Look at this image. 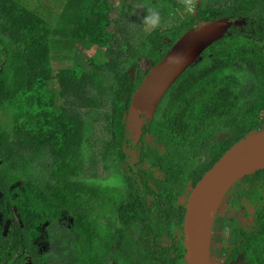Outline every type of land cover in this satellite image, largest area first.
<instances>
[{
  "label": "trees",
  "instance_id": "16d2710c",
  "mask_svg": "<svg viewBox=\"0 0 264 264\" xmlns=\"http://www.w3.org/2000/svg\"><path fill=\"white\" fill-rule=\"evenodd\" d=\"M157 1L155 5L148 1L147 6L154 12L158 10L163 18L154 17L160 25L144 38L137 36L138 30L132 26L137 23L144 28L147 21H141L150 16L124 14L131 16L132 21H121L117 26L111 17L115 8L110 0H0V113L6 107L16 119L13 125L0 123V149H11L20 157L24 152L22 167L30 174L31 168L39 165L41 176L35 178L22 205H32L34 210L43 206L52 220L64 213L69 215L73 222L71 250L78 264H107L108 252L114 253L117 264H135L128 262L131 252L123 253L124 250L110 246L126 247L123 240L139 231V243L144 244L149 236L167 227L174 216L183 221L186 207L180 213L162 207L172 201L174 187L188 181L196 186L231 147L264 126L263 2V13L257 14L259 0H201L195 14L184 13L190 7L187 2L173 0L163 6L161 0ZM54 2L58 10L51 6ZM226 17L235 21L247 18L248 25L235 27L205 51L202 60L170 89L156 119L150 123L156 147L159 149L162 143L167 152L160 156L157 148L145 149L139 159L143 164L151 158L152 167H159L167 180H155V188L161 192L157 200L149 203L141 191L152 188L151 173L143 183H134L122 165L127 157L122 147L131 143L125 136L129 125L123 119L144 78L134 83L129 70L140 68L142 60L148 59L153 64L148 72L135 74L147 75L186 32L200 23ZM114 26L122 34L119 38L111 30ZM128 26L135 31H129ZM92 49L97 53L82 60L81 55ZM103 55L109 59L107 63L99 59ZM60 60L67 62L66 66L56 69L54 63ZM74 66L90 71L89 77L79 76ZM109 76H113L111 84ZM98 77L106 83L104 88L95 85ZM101 90H105L109 100L110 112L100 116L104 126L110 127V137L103 144V160H96L87 137L90 130L93 132V125L87 124L85 118L89 101H98L97 92ZM219 135L223 137L219 139ZM143 143L146 145L145 139ZM91 154L95 166L101 162L110 171L108 176L113 172L121 174L122 188L103 185L104 172L88 166ZM202 155L212 158H206L204 169L197 176L191 166L194 158L199 162ZM108 160L113 161L109 168ZM94 171L96 175L91 177ZM242 181L248 186L238 196L251 197L255 203L264 194V170L245 177L234 187ZM123 188L130 197H123ZM119 202L126 205L117 212ZM60 234L57 238L52 234L51 239L64 242ZM246 236L249 253L264 251V211L258 229ZM120 239L122 243L117 242ZM31 240H27L28 248ZM233 252L238 254L239 250ZM184 257L181 253L180 259Z\"/></svg>",
  "mask_w": 264,
  "mask_h": 264
},
{
  "label": "flooded vegetation",
  "instance_id": "af4514ba",
  "mask_svg": "<svg viewBox=\"0 0 264 264\" xmlns=\"http://www.w3.org/2000/svg\"><path fill=\"white\" fill-rule=\"evenodd\" d=\"M177 1H182L183 3L187 2L188 5L191 3V5H189L191 7L193 5L192 2L196 0ZM200 1L201 0H199V2H194V9L196 6L198 7ZM112 2H114V0H110V4L114 6V3ZM166 5L167 4L163 6ZM147 10L148 9L146 8L145 11ZM188 10H186V12H189ZM152 11L154 12V8ZM196 12L197 10L195 9V14ZM229 19L232 20L231 17H229ZM241 19H245L246 22L241 27L247 26V18H240L238 20ZM234 28L235 27H232L225 37L229 35L231 30ZM152 65V62L148 59L142 60L140 68L137 69V71L139 70L137 73H140V71L148 72ZM132 71L133 69L129 72L134 83L139 82L142 77L144 78L141 82L145 79L146 75H134V71ZM160 106L152 121L148 118L140 116V119L143 120L141 137H137L130 131L126 130L125 136L131 140V143L130 146H123L127 143V140H125L122 145V149L127 155L124 163L122 162L123 169L127 172V174L133 176L134 183L137 182L141 184L146 181L148 172H150L153 176V181H151L152 188H144L145 190L141 191V194L147 197V201L149 203H152L155 199L157 200V195L161 192L160 189L155 188V180H167L165 173L162 172L159 167H152L153 160L151 161V158H146V161L143 164H141V160L139 159L140 154H143L145 149L146 151H149L157 148L155 137L150 133V130H152L150 123L156 119ZM123 123L129 125V111L125 115ZM107 132L109 140V131ZM218 137L220 139L223 136L219 135ZM143 139H145L146 145H143ZM107 142L108 141H106V143ZM3 147L6 146L3 145ZM158 150L160 156L167 152L166 147L162 143H159ZM0 152L6 153L0 154V264H67L68 258H74L71 250L73 243L72 226L71 229H69V233H66L67 235L64 233L60 234L63 235L64 242H67L70 245V248L65 247L64 251L59 254L57 250H54L56 249L55 247L57 244L62 245L64 243L62 242V239H51L53 232H51L50 229L52 227H50V231L46 229L49 238L46 246L44 242L45 222L32 219L29 215L35 212V210L33 211L34 208H32V205H28L27 207L22 205V200L26 196V192H28L32 188V185L36 183L35 178L39 179L41 176L39 172V165L38 167L36 166L38 169L36 172V168L33 166L34 169L31 168L30 174L24 167H22V163H24V152L22 153V157L14 155L13 151L11 149L9 151L7 148H3L2 151L0 149ZM206 158L210 159L212 157L202 155L198 158L199 162H196L194 158L191 168L195 172V175L198 176L204 169ZM14 161L16 167H14ZM111 163H113V161L108 162V168ZM197 164H199V166ZM97 167L99 168V166ZM104 171L108 174L110 173V171L105 170V168ZM26 172L28 174H26ZM204 175H202V177ZM247 184L248 183L246 181H242L239 183V186L233 187V189L229 192L227 199L224 201V209H222L215 219L211 246V255L215 264H264V251L258 252L257 254H251L249 253V248L245 246V243L248 241L246 235H249L258 229V221L264 211V194H262V196L259 197L260 199H258L255 203L252 201L251 197L238 196L239 191L246 188L248 186ZM194 186L193 181H188L182 185H176L174 187L176 194L173 196L172 201H169V203L162 206L163 210L167 208H174L177 212H182L183 210L181 209L187 206V203L181 201L182 196L185 194L188 195L189 190L195 188ZM121 191L123 193V197H130V193L125 188L121 189ZM125 205L126 204L119 202L117 212H119V210H121ZM25 208L29 210L27 211ZM43 212L44 210L40 207V212L37 213L39 217L44 216ZM117 215L120 222L119 214ZM157 215L158 214H155V216ZM184 220L185 215L183 221L179 216H174L169 224L166 225L167 227L164 226L160 231H157V233L149 236L148 240L145 239L144 244L139 243L141 239L139 231L136 234L133 233V235L127 239L128 241L123 240L124 242L126 241V247L120 245H117L119 248H116L117 246L115 245H111L110 247L114 250L122 249V251L124 250L123 253L131 252V255L133 256L128 258L130 260L128 262H134L135 264H186L185 257L184 260L180 259L181 253H184L186 256V247L184 242L185 229L183 228ZM104 222H108V219H105ZM48 223L53 225V222ZM226 234H228V236H226ZM29 239H32L30 241V248L26 246L27 240ZM117 242L122 243V240L120 239V241ZM235 249L239 250L238 254L233 252ZM112 255H114V253L112 254L108 252L107 264L118 263L115 262V257H112ZM259 256L261 258H258ZM59 257H63L65 261L59 263ZM123 258L126 259L125 257L120 256V259L125 261ZM177 259H180V261L178 262ZM253 260H256V262L253 263Z\"/></svg>",
  "mask_w": 264,
  "mask_h": 264
},
{
  "label": "water",
  "instance_id": "95a60500",
  "mask_svg": "<svg viewBox=\"0 0 264 264\" xmlns=\"http://www.w3.org/2000/svg\"><path fill=\"white\" fill-rule=\"evenodd\" d=\"M245 19L200 23L186 32L146 75L133 95L129 131L141 137L143 120H153L174 84L201 60L203 53ZM140 139V138H139ZM264 170V126L231 147L202 177L188 197L183 224L186 264H215L211 255L213 225L232 188L245 177Z\"/></svg>",
  "mask_w": 264,
  "mask_h": 264
},
{
  "label": "rangeland",
  "instance_id": "374dc122",
  "mask_svg": "<svg viewBox=\"0 0 264 264\" xmlns=\"http://www.w3.org/2000/svg\"><path fill=\"white\" fill-rule=\"evenodd\" d=\"M148 1H151V2H155L153 3L154 5L156 3H158V1L156 0H114V11L112 12L111 14V17L114 19V23H117V26L119 25V23H121V21H128L129 19H133L131 16H126L124 17V14H135V12L138 14V15H142V17L149 15L150 17L149 18H146L145 20L141 21V22H145L147 21L146 24H144V28H140L137 23H134L139 27H137L135 24L132 26V28H135L136 30H138L137 32V36H140V34L145 38L146 35H148L152 30L156 29L159 27V21L154 19V17L156 18L157 16H159L160 18H163V15L159 14V11L157 10L156 12H153L151 9H149V7L147 6V3ZM199 0H196V1H193V5L189 8V12H192V11H195L194 9V2H197ZM260 2V8L258 10L255 9V13H263L264 12V8H263V12L261 11V0H259ZM174 1L173 0H161V2L159 3H163V5L165 4H168V3H173ZM189 5H191V3H189ZM55 10H58L59 9V6L56 4V2L52 3L51 5ZM129 8H132L131 10H129ZM148 9L147 11H145V9ZM145 11V12H144ZM184 13H187V12H184ZM258 16V15H256ZM263 16H264V13H263ZM132 21V20H131ZM243 26V25H241ZM239 26V27H241ZM129 27V26H128ZM130 29L129 27V31H135L134 29ZM111 30L113 32H116V26L112 27ZM116 34L118 35L117 37L119 38L120 36H122V34L120 32H116ZM97 51L95 49H92L90 51H86L84 55H81V59L83 60L84 58L87 60V59H90L91 58V55H94L96 54ZM86 56V57H84ZM77 57V56H76ZM75 57V58H76ZM99 57V56H98ZM98 57H94L95 59L98 58ZM71 58V57H70ZM99 59H102V60H107L105 61V63H107L109 61V59L107 58V56H102V57H99ZM75 59L71 58V61H74ZM66 63L67 62H63V61H56L54 63V66L56 67V69H59L61 67H65L66 66ZM71 65V64H69ZM73 65V64H72ZM74 68L76 69V71H78V74L79 76H87L89 77L90 74H88L90 71H86V70H81L77 67L74 66ZM133 69L134 71V75L138 72L137 69L135 68H131ZM130 69V70H131ZM129 70V71H130ZM132 71V72H133ZM100 77H98L97 79H94L95 80V85L97 86V88H104L105 87V82H102L99 80ZM109 79H110V82L109 84L113 83V76H109ZM55 87L58 88V85L55 84ZM97 96H99V100L97 101L95 98L92 99L91 101H89L87 107H89V110H87V117L85 115V121L87 122V124H92L93 127V132L92 130H90V132L87 133V137H88V140L90 141V145H89V148L91 149V151H93L95 153V156H96V160H103L102 159V152H103V148H104V143L106 141H108V137H107V131L108 128L107 126L105 127L104 126V119L101 118L100 114H103L104 112H110L109 110V100L107 99L106 97V92L105 90H101V91H98L97 92ZM1 111V110H0ZM10 115L11 117H5V116H8ZM16 119H14L13 117V112L10 110V109H7L6 107L4 108V111L2 113H0V123H4L6 122L7 124H10V125H13L14 121ZM94 121V122H93ZM12 127V126H11ZM97 143L96 146H94V144ZM103 145V146H101ZM93 146V148H92ZM94 149V150H93ZM93 153V155H94ZM89 156V155H88ZM92 154L89 156L88 158V166H93V168L97 169V166H95L96 162H95V159H93V156ZM84 157L86 158L87 157V153L85 152V155ZM95 166V167H94ZM98 166H99V171L101 172H104V176L106 177L105 178V181H101L103 183V185L106 187V186H112V187H115V188H122L123 187V178L121 177V174H118V173H114L113 174L111 173L110 176H108L107 172L104 171V167L102 165V163H98ZM44 169V168H42ZM42 170L39 168V172H41ZM91 177H94L96 175V172H91ZM88 177V176H87ZM242 185H245V184H242ZM233 189V188H232ZM103 190V186H102V189ZM193 189H190L189 190V193L188 195H183L182 196V202L184 203H187V199L189 197V195L191 194ZM40 208V207H39ZM37 208V209H39ZM44 212H43V215L42 217H39V215L37 213L40 212V210L36 211L34 213H31L29 214L32 219H37L39 221H43L45 222V233H44V242H45V245L47 246V243H48V232L46 229L49 230L50 227H52L50 230L51 232H53V234H56L55 237L57 238V235L61 233H64L65 235H67L66 233H69V229H71V226H72V220L70 219V217L68 216L67 213H64L62 214V217L59 218L58 220H52L50 219V217L48 216V209H45L43 206H42ZM28 211V210H27ZM34 211V209H33ZM46 211V212H45ZM47 213V214H46ZM232 215V214H231ZM48 222H53L52 224L53 225H50V223ZM48 223V224H47ZM58 223V224H57ZM49 230V231H50ZM59 231V232H58ZM226 236H228V234H226ZM62 238L63 235H61ZM57 243V242H56ZM54 243V244H56ZM65 247L67 248H70V245L67 243V242H64L62 245L60 244H57L56 245V249L54 251L57 250V252L59 254H61Z\"/></svg>",
  "mask_w": 264,
  "mask_h": 264
},
{
  "label": "crops",
  "instance_id": "0c3cea01",
  "mask_svg": "<svg viewBox=\"0 0 264 264\" xmlns=\"http://www.w3.org/2000/svg\"><path fill=\"white\" fill-rule=\"evenodd\" d=\"M262 2H263V4H264V0H261ZM59 261V263H62V262H64L65 261V259L63 258V257H59V259H58ZM75 260H77L75 257L74 258H72V259H67V264H78L77 263V261H75Z\"/></svg>",
  "mask_w": 264,
  "mask_h": 264
},
{
  "label": "bare ground",
  "instance_id": "6f19581e",
  "mask_svg": "<svg viewBox=\"0 0 264 264\" xmlns=\"http://www.w3.org/2000/svg\"><path fill=\"white\" fill-rule=\"evenodd\" d=\"M199 26V25H198Z\"/></svg>",
  "mask_w": 264,
  "mask_h": 264
}]
</instances>
